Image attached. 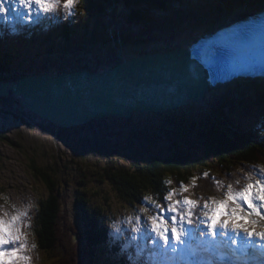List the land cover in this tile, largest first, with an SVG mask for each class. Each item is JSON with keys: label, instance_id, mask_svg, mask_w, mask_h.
<instances>
[{"label": "rangeland", "instance_id": "374dc122", "mask_svg": "<svg viewBox=\"0 0 264 264\" xmlns=\"http://www.w3.org/2000/svg\"><path fill=\"white\" fill-rule=\"evenodd\" d=\"M11 2L15 5V9H20L15 4V0ZM63 2L56 6L58 9L54 12L58 11L57 16L61 17L59 22H71L70 19L74 20L76 13L65 9ZM225 4L230 5L213 4L211 8V6H205L206 4L201 0H196L192 9L189 3H184L182 7L175 3H167L161 12L154 13L141 27L119 22L120 24L112 28L111 33H107L105 25L98 21L97 27L92 28V24L89 23L87 28L79 30L76 34L74 25L73 34L67 33L66 40L61 37V33L66 35L63 32L65 28L62 23L59 24L57 31L43 29L38 38L36 35L32 38L28 31H24L25 28L30 29L25 26L20 30L19 39L22 41L23 38H28L29 43L22 42V46H16L14 38L0 39L2 45L9 44L11 48H18L24 56L10 64V72L7 75L16 76L11 69L14 66L28 70V73L37 69L54 75L63 70L87 67L101 72L129 59L135 53L166 50L168 42L176 38H188L189 35L203 33L208 28L218 26L225 19L230 20L232 13L242 10L241 7L261 6L264 5V1L229 0ZM195 14L196 16H193ZM28 18L34 22L32 16ZM110 34L121 41L129 39V42H125L127 45L119 48L118 42L110 43ZM40 37L43 39L39 40ZM163 39L165 40L161 41ZM10 47L7 48L11 49ZM0 49L6 50L5 47ZM21 62L26 64L20 66ZM262 86H258V83L231 86L232 91L212 93L207 99L208 103L204 102L203 105L194 106L187 113L170 117L134 116L131 120L111 117L106 120H94L70 129H56L47 122L43 121L42 124L38 118L31 125L32 127H27L5 115L0 107V133L6 134L17 146L0 142V218L7 220L17 213H25L16 222V227L26 245L23 250L33 254L31 244L34 246L35 233L32 229V217L39 207L37 201L45 200L48 196L46 184L34 176L31 167L34 163L40 174L49 175L52 182L55 181L58 191L62 194V204L66 207H63L65 216L61 214L59 221L60 236L74 238L72 213L75 212L77 203L82 204L89 211L101 209L104 214V225L115 229L116 233L126 235L125 228L129 230L132 228L134 233H140L143 225H147L148 216L155 214L156 211L153 208L151 210V202L139 203L140 197L144 194L150 196V194L140 193L135 200L134 198L130 200L128 197L125 199L124 195L119 194L108 182L91 179L92 176H96L95 172L88 173L86 177L82 176L83 170L92 167L93 170L101 171L105 167L104 164L109 163L114 164L113 170L120 167L128 168L133 164L144 165L151 157L164 158L171 155L172 151L182 147L185 149L187 146L184 142L185 137L176 131L183 124L187 126V129H191L192 147L197 148V141H199L197 127L210 116L225 117L227 122H230L232 126L235 125L239 131H250L251 127L257 131V124L260 123L262 114L261 109L255 105V100L256 93L261 91ZM188 122L194 123V126L187 124ZM199 154L201 152L197 153L198 156ZM81 159L88 164L81 165ZM218 163L214 160L209 166L217 169ZM192 172L194 175L196 171L192 170ZM196 174L200 180L203 178L200 171ZM169 180L172 183L166 184ZM161 183L167 192L178 187L176 181L167 175L162 176ZM157 189L162 188L157 187ZM202 191L211 195L216 192L209 188H203ZM151 193L153 198L155 194L157 195L155 189ZM189 193L190 190L183 193V196L177 194L175 199L188 197ZM206 200L202 197L201 202L204 203ZM143 208H147L148 211H142ZM75 247H77L78 255L81 254L77 241ZM34 249L35 255L29 257L33 261L27 260L23 264H48L49 257L46 253L38 251L36 247Z\"/></svg>", "mask_w": 264, "mask_h": 264}, {"label": "trees", "instance_id": "16d2710c", "mask_svg": "<svg viewBox=\"0 0 264 264\" xmlns=\"http://www.w3.org/2000/svg\"><path fill=\"white\" fill-rule=\"evenodd\" d=\"M172 1L174 0H82L80 6L75 4L74 8H79L82 11L81 23L78 25L79 30L87 28L89 23L92 24V28L93 26L97 27L98 24L96 23L100 21L102 25H105V31L111 33L112 28L120 24L119 22L127 23L134 27H141L149 21V18L154 13L161 12L167 2L175 3L179 7L184 5V1L182 0ZM186 10L188 11V8ZM72 31H74V28ZM66 36L67 33L66 35L61 33V37L64 40H66ZM110 37V43L118 42L119 48H122V45H127L125 42H129V39H126V41L123 39L121 41L112 35ZM23 57L21 50L18 48H11L5 51L0 49V81L17 80L19 78L16 76L12 77L10 74L7 75V73L10 72V64L16 62L18 58L22 59ZM25 76L23 75L22 77L24 78ZM260 89L261 91L256 93L255 105L261 109L263 117V119L261 118V124L264 125V86ZM0 107H2L1 110L5 115L10 116L22 125L32 127L31 125L36 122L37 118L35 115L26 111L21 101L20 104H17V101L12 95L8 98H0ZM219 116L207 117L206 121H203L197 127L199 129L197 131L199 132L197 135L199 138L197 148L192 147L193 140L190 138V134L192 133L191 129H187V126L183 124L176 131L185 137L184 142L187 143L185 149L183 147L179 148L164 158L151 157L144 165L133 164L128 168L120 167L119 169L113 170L112 166L114 164L109 163L104 164L105 167L101 171H98V169L93 170L92 167L89 169L85 168L82 176L86 177L88 173L95 172L96 176H92L91 179L108 182L119 194L124 195L123 197L125 199L128 197L130 200H133V198L135 200L140 193H151L153 189L158 192L157 187L165 188L161 183L163 175L169 174L176 179L186 180V176L192 174V170H201L202 168L210 167L209 164L213 163L214 160L219 162L216 164V168L222 170H229L235 166H239V169H241L247 163L263 161L264 143L257 142V139L250 134L236 130L230 122H227L225 117ZM187 124L194 126V123L188 122ZM2 130L4 131V129ZM0 142L17 147L6 134L3 135L0 133ZM199 152L202 155L199 154L198 156L197 153ZM80 163L81 165L88 164L82 159ZM241 164L245 165L240 166ZM31 167L35 178L43 181L47 186L46 189H48V196L43 202H39L37 213L34 215L32 221L35 229V238L38 241V249L43 250L49 257L48 264H85L86 257L89 256L88 250H90L91 244L96 241V233L89 227L93 223L85 220L86 218H80V225L79 218L77 216L74 217L75 223L77 225L79 224L78 227L81 228L78 231L83 240V251H80L84 255L80 260L77 247H75L76 242L60 236L59 221L61 214L64 215L63 210L65 208L63 207H66L62 204V194L58 191L55 181L52 182V179L49 178V175L40 174L34 163ZM205 173H208V178H204L205 182H199L198 185L201 187L211 186L212 176L223 179L234 178L228 174H213L210 169L205 171ZM59 181L61 180L59 179ZM221 189H224V187ZM81 210L84 216L92 218V213L87 208L82 207ZM72 223V235L77 240L75 234L76 225L73 221Z\"/></svg>", "mask_w": 264, "mask_h": 264}, {"label": "water", "instance_id": "95a60500", "mask_svg": "<svg viewBox=\"0 0 264 264\" xmlns=\"http://www.w3.org/2000/svg\"><path fill=\"white\" fill-rule=\"evenodd\" d=\"M192 47L135 53L97 72H34L16 82H0V98L10 95L38 119L70 129L94 120L134 119L136 113L165 115L190 101L205 102L208 73Z\"/></svg>", "mask_w": 264, "mask_h": 264}, {"label": "snow or ice", "instance_id": "6c2138e0", "mask_svg": "<svg viewBox=\"0 0 264 264\" xmlns=\"http://www.w3.org/2000/svg\"><path fill=\"white\" fill-rule=\"evenodd\" d=\"M11 0H3L0 2V14L6 13L8 4ZM61 0H15V4L28 11L33 6L38 13H52ZM76 0H64L63 7L71 9ZM15 11L16 9H12ZM28 15L32 13L29 11ZM264 172V168L260 169ZM203 178H208V173L203 174ZM199 177H193L191 185H185L181 182L178 187L172 188L164 196L163 201H158L152 196H146L145 201L151 202L152 208L155 209V214L149 215L147 218V228L162 241L165 246L172 244L173 250L176 245L183 244L185 238L191 234V228L195 222L197 225L203 224L207 235L213 240L220 236H229V232L234 235L230 238L231 243L237 242L236 237L239 236V229L242 225L239 221L248 217L258 216L260 220H264V176L247 177V182L239 188H234L232 183H229L226 190L223 192V198L217 199L209 197L203 208H199V201L190 197L184 196L182 199H175L177 194L182 195L189 191V187H196V180ZM213 179V183L217 186V190L224 187L221 181ZM172 181H166V184H171ZM236 185L240 184V180L235 181ZM199 209L200 216L195 215ZM142 211L147 212V208ZM165 213L168 215L165 216ZM243 213L244 215H241ZM25 213H17L5 220L0 218V264H23L29 257L23 255V249L26 247L22 242V237L19 235V229L16 227V222ZM202 217V218H201ZM223 218V219H221ZM139 220V218H137ZM255 221H253L254 223ZM232 227L229 229V224ZM247 233V241L250 242L253 237V232L247 228L243 229ZM135 231V229H134ZM261 240H264V232L257 233ZM19 246L17 247V242ZM8 246H11L10 248ZM35 247V246H33Z\"/></svg>", "mask_w": 264, "mask_h": 264}, {"label": "bare ground", "instance_id": "6f19581e", "mask_svg": "<svg viewBox=\"0 0 264 264\" xmlns=\"http://www.w3.org/2000/svg\"><path fill=\"white\" fill-rule=\"evenodd\" d=\"M1 2V1H0ZM82 3V2H81ZM81 3H79V6H80V4ZM8 11L6 12L7 14H12V9H13V7H12V5L11 4H8ZM31 9L32 8H30L28 11H30L32 14H37L36 16H34V22H31V20L28 18L29 16L27 15V14H24V13H22L21 14V17L23 16V18H22V20H23V26H24V28H25V26H28V27H30V29H24V31H28V33L29 34H31V36H33L34 34L36 35V37L38 38L39 37V35L42 33V31H43V29L46 31L47 29H49V30H53L55 27H57V25H54V24H52L51 23V21H52V15H51V13H49V14H41V13H38V12H32L31 11ZM55 9H58L57 7L55 8ZM244 9L246 10V11H249L248 9V6H245L244 7ZM24 11V10H23ZM55 13V12H54ZM57 13H58V11H57ZM193 14V13H192ZM14 15H15V17L17 18V22L16 23H19V13L18 12H15L14 13ZM193 16H196V14L195 15H193ZM192 18V17H191ZM236 19H238V18H236ZM59 20V18H56V22ZM224 22L226 23V22H228V20L227 19H225V21H223L222 23H220V24H224ZM219 26V25H218ZM222 26V25H221ZM220 26V27H221ZM0 27L3 29V30H6V28H7V23H3V22H1V17H0ZM75 26L73 25V24H69V25H67L66 26V28L64 29V31L63 32H65V33H69V35H70V33L71 34H73V31H72V29L74 28ZM16 29L18 30V29H20L21 30V28L18 26V25H16L15 24V21H14V19L11 21V27H10V29H8V34H14L15 32H16ZM75 29H76V34H78L79 33V29L77 28V27H75ZM97 32V31H96ZM45 34H46V32H45ZM99 34V33H98ZM172 35H174V34H172ZM189 36H191V38L189 37ZM188 36V38L186 37H183V38H176V39H174V40H172L171 42H168L166 45H168V49H166V50H162L161 52H165V51H171V50H173V49H181V48H184V47H187L191 42H193V40L194 39H196L197 37H199V35H189ZM43 38L42 37H40V39L39 40H42ZM165 39H163V40H161V41H164ZM16 41H17V43H19V39H16ZM173 42H175V43H173ZM173 43V44H172ZM186 43V44H185ZM191 46V45H190ZM164 48V47H163ZM196 48H198V47H196ZM26 63H24V62H21V65L20 66H24ZM11 69H12V71L14 72V73H17V74H20V73H22V76L23 75H26V76H28L29 75V73L27 72L28 70H25V69H21L20 67L19 68H15V66L14 67H11ZM39 72H41V71H39ZM25 76V77H26ZM239 83V82H238ZM233 86H237V85H233ZM232 86V87H233ZM233 90V89H232ZM231 89H230V91H232ZM229 92V91H228ZM209 93H210V90H209ZM208 93V94H209ZM212 93H214V91L213 92H211V94ZM208 98H209V95H208ZM207 98V99H208ZM205 103H208V101L206 100L205 101ZM204 104V102H195V101H190L189 102V104L186 106V107H184V108H182V109H179V110H174V111H171V112H168V113H166L165 115H176V114H183V113H187L191 108H193L194 106H198V105H203ZM134 116H139V117H142V118H146L148 115H143V114H141V113H136ZM162 116V115H161ZM148 118V117H147ZM91 122V121H90ZM90 122H88V123H90ZM85 124H87V123H85ZM83 125V124H82ZM81 126V125H80ZM246 132H248V133H251V130L250 131H246ZM212 178H215V180H218V181H221L222 183H223V185H224V189H219L220 190V192H222L223 190L225 191L226 190V187H227V185L229 184V183H232L233 184V186H234V188H237L238 187V185H236L235 184V181H237L235 178H228V179H223V178H218L217 176H212ZM211 178V179H212ZM211 186H214V187H216L217 188V186L213 183V179L211 180V184H210ZM240 185V184H239ZM197 187H200V188H198L197 190L198 191H201V189L203 188V187H201V186H199V185H197L196 186V188ZM215 188H212V190H214ZM200 199H201V194H199L198 195V201H199V208H203V205H204V203H201V201H200ZM144 200H145V197H144ZM196 212L198 213L199 212V209H197L196 210ZM35 215V214H34ZM34 215H33V217H34ZM199 216H200V212H199ZM33 217H32V221H33ZM202 218V217H201ZM247 221L246 222H243V221H239V223L242 225V227H241V231H242V233H246L243 229L244 228H247L248 230H249V228H248V226H249V224H251V223H253V221H255L254 223H258V224H261V221H260V219H259V217L258 216H251V217H249L248 219H246ZM32 223V222H31ZM102 226V225H101ZM204 227V225L203 224H199V225H197L196 223H195V225L194 226H192V228H191V234L189 235V236H187L186 238H185V242L184 243H186V244H188L186 247H184V252H188L193 246H194V244H193V242L192 241H195V244L199 241V236L196 234V232H198L199 230H201L202 231V228ZM231 227H232V225H231V223L229 224V229H231ZM146 228H147V226L145 225L144 227H142V229L140 230V233H134L133 231H132V228L129 230L128 228H125V230H126V236L128 237V239L131 241V242H133L134 243V238L135 237H137V240H138V242H137V244H136V246L138 247V248H142V245H143V242H144V239H146V238H149L151 241H152V243L158 248V250L159 251H161V248L162 247H164V248H168V250H169V252L170 253H168V254H165V255H157V254H152V253H147V252H144V251H139V250H136V246H135V248L133 249L134 250V257L136 258V254H138V253H141L144 257H145V259H146V264H169L170 263V258L171 257H174V258H176V259H178L179 258V255H180V248L178 247V246H175V250H173V246H172V244H169V245H167V246H165L164 244H163V242L162 241H159L156 237H155V235L154 234H152L150 231H148V230H146ZM194 229H195V231H194ZM250 231V230H249ZM141 234V235H140ZM142 236H145L144 238H141ZM217 237L221 240V242L223 243V241H224V239H225V237L226 236H220V235H217ZM140 239H142L141 241H139ZM79 259L81 260L82 258H83V254L81 253V255H80V253H79ZM202 254L200 253V252H198V253H196L195 255L193 254V256H192V259L194 260V261H196L197 263H199V262H203L202 261ZM212 263V262H211ZM212 264H216V263H212Z\"/></svg>", "mask_w": 264, "mask_h": 264}, {"label": "clouds", "instance_id": "9594fccd", "mask_svg": "<svg viewBox=\"0 0 264 264\" xmlns=\"http://www.w3.org/2000/svg\"><path fill=\"white\" fill-rule=\"evenodd\" d=\"M187 47H189V45L187 46ZM149 52V51H148ZM88 68V67H87ZM77 69H81V68H77ZM77 69H75V70H77ZM88 69H91V68H88ZM82 70H84V69H82ZM92 70V69H91ZM253 84H256V83H253ZM258 86H260L259 84H258ZM226 90H228V88L227 87H223V88H220L219 90H215L216 91V93L214 92V94H217V92L219 93V92H222V91H226ZM211 92H213V91H210V93L209 94H207V98H208V95H211ZM207 98H206V100H207ZM36 117V116H35ZM37 118V117H36ZM40 121H44V120H40ZM44 122H46V121H44ZM48 123V122H47ZM50 124V123H49ZM57 129V128H56Z\"/></svg>", "mask_w": 264, "mask_h": 264}]
</instances>
